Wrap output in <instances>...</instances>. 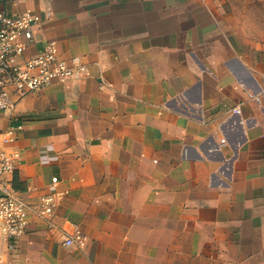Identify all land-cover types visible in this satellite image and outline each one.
<instances>
[{
    "label": "crops",
    "instance_id": "crops-1",
    "mask_svg": "<svg viewBox=\"0 0 264 264\" xmlns=\"http://www.w3.org/2000/svg\"><path fill=\"white\" fill-rule=\"evenodd\" d=\"M42 17L89 75L0 118L15 188L54 193L6 264H264V49L236 47L227 0H0ZM53 178H58L54 183ZM84 247L63 244L74 227Z\"/></svg>",
    "mask_w": 264,
    "mask_h": 264
},
{
    "label": "built area",
    "instance_id": "built-area-1",
    "mask_svg": "<svg viewBox=\"0 0 264 264\" xmlns=\"http://www.w3.org/2000/svg\"><path fill=\"white\" fill-rule=\"evenodd\" d=\"M41 22L42 17L34 13L13 16L0 10V118L13 114L18 103L29 95L56 82L79 81L89 75V65L80 58L65 57L55 41H47L41 50L33 51L35 31ZM13 140L5 139L0 145V264H6L1 249L14 251L35 219L50 230L56 228L55 194H44L32 204L14 186L13 175L22 155L20 150L7 146ZM52 181L57 183L58 178ZM62 239L66 247H84L86 242L76 226L73 231L64 230Z\"/></svg>",
    "mask_w": 264,
    "mask_h": 264
},
{
    "label": "rangeland",
    "instance_id": "rangeland-1",
    "mask_svg": "<svg viewBox=\"0 0 264 264\" xmlns=\"http://www.w3.org/2000/svg\"><path fill=\"white\" fill-rule=\"evenodd\" d=\"M234 18L229 40L238 48L264 49V0H227Z\"/></svg>",
    "mask_w": 264,
    "mask_h": 264
}]
</instances>
